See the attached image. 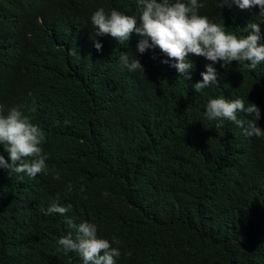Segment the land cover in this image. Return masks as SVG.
Returning a JSON list of instances; mask_svg holds the SVG:
<instances>
[{"label":"trees","instance_id":"trees-1","mask_svg":"<svg viewBox=\"0 0 264 264\" xmlns=\"http://www.w3.org/2000/svg\"><path fill=\"white\" fill-rule=\"evenodd\" d=\"M199 2L226 31L243 36L256 22L264 37L259 8ZM101 7L137 11L136 0H0V103L40 125L48 156L34 178L0 168V264H83L59 249L66 218L117 237L116 264H264V136L205 114L210 99L242 98L264 130V63H216L220 84L196 92L211 61L190 55L184 81L158 48L138 54L135 33L97 36ZM121 53L138 55L144 73L128 72ZM0 155L11 162L2 145ZM52 204L71 207L45 215Z\"/></svg>","mask_w":264,"mask_h":264},{"label":"clouds","instance_id":"clouds-1","mask_svg":"<svg viewBox=\"0 0 264 264\" xmlns=\"http://www.w3.org/2000/svg\"><path fill=\"white\" fill-rule=\"evenodd\" d=\"M219 4L221 8L235 5L241 10L259 8L260 14L264 15V0H219ZM136 7L134 15L115 9L109 12L103 7L97 9L90 18L95 34L110 35L118 43H126L135 33L140 37L138 54L158 48L168 58L161 62L168 64L169 60L175 61L170 66L183 76L184 81L192 78L189 73L194 65L189 59L190 55L211 61L200 74L202 81L193 86L196 92L220 84L217 71L212 66L216 63L227 68L234 61L238 64L247 62L249 71L264 63V37L260 24L256 22L244 28L246 35L237 36L234 32L226 31L224 25L200 15L199 10L204 4L199 0H136ZM94 47L97 51L102 49V45L95 41ZM69 55L78 56L72 50H69ZM153 59L156 57L153 56ZM120 61L128 72L139 70L144 73L138 55L121 53ZM35 110V107L29 109L32 112ZM5 111V104L0 103V145L11 162L0 155V168L8 170L9 175L23 173L34 178L38 174H47L48 156L43 149L46 132L39 124L32 122L21 106L8 109L6 114ZM241 113L250 119L240 118ZM205 114L208 120L217 121L216 128L223 127V122L228 121L241 128L245 137L264 136V130L258 126L260 109L248 101L246 105L242 98L227 99L221 96L210 99ZM56 179H60L59 175ZM103 195L108 196L109 193L104 192ZM70 207L52 204L45 215H65ZM65 224L69 231L57 241L61 251L66 254L78 253L83 264H116L121 256L117 237L111 240L100 238L95 223L76 224L71 218H66Z\"/></svg>","mask_w":264,"mask_h":264}]
</instances>
